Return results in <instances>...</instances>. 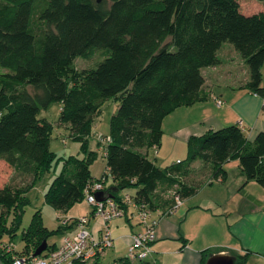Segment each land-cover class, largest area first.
Returning <instances> with one entry per match:
<instances>
[{
  "label": "trees",
  "instance_id": "obj_1",
  "mask_svg": "<svg viewBox=\"0 0 264 264\" xmlns=\"http://www.w3.org/2000/svg\"><path fill=\"white\" fill-rule=\"evenodd\" d=\"M242 1L254 0H0V161L33 178L26 189L0 188L4 264L33 257L52 235L37 211L23 232L22 252L12 245L9 252L3 242L17 234L28 192L56 159L51 151L55 127L40 118L54 103L61 104L57 125L68 126L87 154L82 160L71 156L66 161L74 166L71 174L56 177L50 186L46 199L57 211L85 201L86 186L100 179L90 170L98 154L89 150V138L102 107L114 98L120 104L111 117L110 142L98 140V145L114 182L105 193L122 206L125 217L129 207L119 196L122 190L135 188L137 204L161 213L176 203L159 208V190L177 187L183 200L194 195L206 184L187 181L196 162L210 169L213 182L225 177L227 163L238 161L247 182L264 186V132L251 142L238 125L191 137L186 163L159 168L144 154L161 145L167 116L209 100L202 70L221 64L218 52L226 43L245 61L250 91L264 98V10L247 15ZM35 22L44 25L41 34ZM96 51L104 60L95 69L79 70L76 61L90 60ZM212 253L204 251L201 264ZM236 257L237 264H250V252ZM137 263L149 264L128 257L117 264Z\"/></svg>",
  "mask_w": 264,
  "mask_h": 264
},
{
  "label": "crops",
  "instance_id": "obj_2",
  "mask_svg": "<svg viewBox=\"0 0 264 264\" xmlns=\"http://www.w3.org/2000/svg\"><path fill=\"white\" fill-rule=\"evenodd\" d=\"M225 46L224 44L218 52L221 64L202 70L206 80L205 91L210 95L209 99L215 97L217 104L218 100H222L220 97H223L225 99V101L222 100L223 106L217 105L216 111L211 112L209 107H205L208 100L191 107L179 108L167 116L163 122V137L161 145L158 147L160 148L159 152L162 153L165 145H171L173 150L183 151L186 149L188 152L187 143L191 137L203 136L210 131H217L232 125L241 127L251 142L259 133L264 132V98L250 91L248 88L250 74L245 61L241 59V63L233 68L235 62L229 56L232 50ZM205 70H211L208 71L211 72V75H219L218 82L224 81L226 78L232 80L222 85L211 84L205 75ZM64 127L70 131L68 126ZM179 162L181 159L177 160V164ZM199 165L200 162H196L192 168ZM224 170L225 177L221 176L213 182L210 180L200 186L194 195L184 199L183 205L178 209L181 212L184 208L180 216L176 211L174 214L161 218V213L158 211L159 219L155 228L156 241L152 245L153 259L157 264H201L202 253L208 250L214 253L228 252L234 256L250 252L241 247L237 229L232 226L230 217L233 214L234 209L232 208L235 203L248 202L251 204V200L246 198L243 192L246 188H256L254 185L256 182H247L238 161L227 163ZM93 177L97 179L101 176ZM198 179H203V176L199 175ZM216 181L219 182L218 187L212 188ZM196 182L198 180L195 183L190 181V184L196 185ZM207 185L211 186L209 188L212 190L206 191ZM106 188H108L107 184ZM211 194H215L216 197ZM89 212L92 213L91 208ZM132 212L133 209L130 208V218L122 219L130 223L134 216L131 215ZM224 215H229L227 218L231 224L229 232L226 228L216 227L215 224V217ZM99 222L97 219L94 222V227H90L94 234L100 230ZM65 229L73 231L72 235H66L65 238L73 237L76 233V226L72 223L67 224ZM139 229L136 234L132 230V234L125 238L128 242V250L132 237L145 232L146 226L140 222ZM62 243L56 245L55 248L60 247ZM114 245L115 239L113 248ZM251 261L252 258H250ZM0 264H4L1 258Z\"/></svg>",
  "mask_w": 264,
  "mask_h": 264
},
{
  "label": "rangeland",
  "instance_id": "obj_3",
  "mask_svg": "<svg viewBox=\"0 0 264 264\" xmlns=\"http://www.w3.org/2000/svg\"><path fill=\"white\" fill-rule=\"evenodd\" d=\"M0 2V6H1ZM242 11L247 14H255L264 10V2L258 1H242L241 2ZM34 30L41 34L45 27L43 24L35 22ZM226 48H230L232 51L229 56L235 62L233 64V68L237 66V64L241 63L242 56L240 53L234 48L232 44L226 43ZM104 52V50H101ZM104 60V58L100 55L98 51H96L95 56L90 60H84L79 58L76 61L77 68L79 70L83 69H95L97 64ZM240 67V65H239ZM211 70H205V75L209 78L211 84L219 85L227 84L232 79L226 78L224 81L218 82L219 75L214 76L211 75ZM263 75V85H264V67L262 69ZM223 101L225 99L220 97ZM119 102L114 98L107 101L101 109L100 114L96 117L95 123L93 126V133L89 138V150H95L97 152V158L91 163L90 170L93 176H103L107 171V160L105 155V151L102 146L98 145L99 137H102V143L104 145L108 144V140L111 136V127L110 121L111 117L117 112L119 107ZM215 97H211L207 102L205 107H209L210 111H216ZM61 112V104L54 103L47 111H43L40 114V118L47 119L51 122L55 129L51 135V151L56 155V159L53 163L52 169L48 172L44 178L39 180L33 189H31L28 194V203L24 206V215L23 221L20 229L17 234L13 237L6 236L3 239V242L6 245H12L16 252H22L25 244L23 242V232L30 226L32 219L37 211H40L44 225L52 234L48 238V245L53 247L54 245H59L62 243V240L66 235H72L73 231L70 229H65L67 223L71 224L72 221H76L82 219L84 217H92L90 211V206L86 201H81L74 206L70 207L68 211L61 212L57 211L47 202V194L49 192L50 186L52 185L54 179L58 176L65 174V176H69L74 169L73 164H67L66 161L70 159L71 156L78 160H82L86 157V152L83 148V143L80 141H76L71 136V132L65 127H61L57 125L59 120V115ZM160 148H149L144 154L151 160L155 165L159 168H167L177 164V160L181 159L182 162L186 163L188 158L187 150H173L171 145H165L162 149V153L159 152ZM203 163L200 162V165L193 168V172L187 178L188 183L196 182V184L207 183L211 179L210 169L208 167H204ZM199 175L203 176V179H198ZM100 177V178H101ZM33 181L32 176L25 175L20 172H16L12 167H10L5 161H0V188L9 185L13 189H26L31 186ZM218 181H216L212 188L218 187ZM113 184L112 179L110 178L107 182V187H111ZM194 185V184H191ZM256 188H246L245 192L246 198L251 200V204L248 202H237L233 205L234 211L232 216L230 217V221L232 226L237 229V236L240 241L241 247L248 249L251 254L252 261L250 264H264V186L260 184H254ZM208 187L206 191L212 190ZM137 190L135 188L122 190L120 192L121 198H126L127 196L135 197ZM158 194L162 200L161 203L157 202V206L163 207L165 206V202L174 201L175 195H177V187L173 191L159 190ZM248 194V195H247ZM213 197L216 195L211 194ZM208 196H210L208 194ZM251 196V197H250ZM158 201V200H157ZM158 209V208H157ZM182 211L179 212V216L182 214ZM177 212V213H178ZM90 213V214H89ZM134 213L132 220L128 223L124 219H118L116 222L111 223V232L113 234V238L115 239L114 248L108 249L103 257L100 259L98 264H117L121 259L126 258L128 256L127 245L128 242L125 238L129 237L132 234V230H134L135 234L138 232L140 225V218L137 212ZM158 212H152V217L150 221L159 219ZM229 215L217 216L215 217L216 227H223L229 232L231 224L228 221ZM124 218V217H123ZM98 218H93L91 220V227H94V222L97 221ZM13 220V215L10 218V222ZM71 221V222H69ZM100 224V222H99ZM119 225V227H118ZM96 238L99 239L100 233L97 231L95 234ZM168 261H170L167 258ZM3 262V261H2ZM93 264V263H90ZM138 264V263H137Z\"/></svg>",
  "mask_w": 264,
  "mask_h": 264
},
{
  "label": "built area",
  "instance_id": "obj_4",
  "mask_svg": "<svg viewBox=\"0 0 264 264\" xmlns=\"http://www.w3.org/2000/svg\"><path fill=\"white\" fill-rule=\"evenodd\" d=\"M217 104L221 107L223 101L218 100ZM99 140L103 141L101 136ZM108 142H110V138ZM110 178L111 175L105 173L99 180H95L86 186L84 190L85 200L92 209V217L72 221V225L76 226V233L73 237L64 238L60 247L46 252V254L44 252L36 258L19 257L12 264H88L104 255L108 249L113 248L114 238L111 232V223L125 217V211L115 199L110 198L105 193L106 184ZM99 193L104 194V200L99 201L97 199ZM175 203L171 210L166 213L160 212L161 218L174 214L183 205L184 200L181 196L175 195ZM123 205H127L129 209L131 208L134 212H137L142 224L146 226L145 232L132 237L127 257L134 262L147 261L149 264H156L153 259L152 245L156 241L155 228L158 221H150L153 211L149 210L147 206L137 204L135 198L131 196L123 198ZM131 215H134V213H131ZM93 218H98L101 224L99 239L90 229ZM8 251H13L12 246L8 247Z\"/></svg>",
  "mask_w": 264,
  "mask_h": 264
},
{
  "label": "water",
  "instance_id": "obj_5",
  "mask_svg": "<svg viewBox=\"0 0 264 264\" xmlns=\"http://www.w3.org/2000/svg\"><path fill=\"white\" fill-rule=\"evenodd\" d=\"M101 0H98L100 2ZM110 198H113L109 195ZM97 199L99 201L104 200V194L99 193L97 195ZM48 241L45 240L35 251L33 257L36 258L38 256H41L44 252L48 250ZM238 258L228 252H217L212 253L205 264H237Z\"/></svg>",
  "mask_w": 264,
  "mask_h": 264
}]
</instances>
